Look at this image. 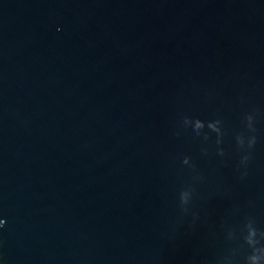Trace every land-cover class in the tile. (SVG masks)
Returning a JSON list of instances; mask_svg holds the SVG:
<instances>
[{
	"label": "water",
	"instance_id": "95a60500",
	"mask_svg": "<svg viewBox=\"0 0 264 264\" xmlns=\"http://www.w3.org/2000/svg\"><path fill=\"white\" fill-rule=\"evenodd\" d=\"M0 264H264V0H0Z\"/></svg>",
	"mask_w": 264,
	"mask_h": 264
}]
</instances>
